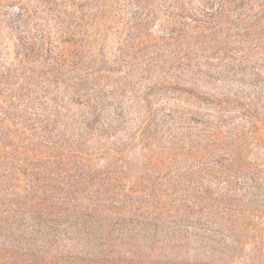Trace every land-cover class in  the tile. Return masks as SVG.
<instances>
[{
  "label": "rangeland",
  "instance_id": "1",
  "mask_svg": "<svg viewBox=\"0 0 264 264\" xmlns=\"http://www.w3.org/2000/svg\"><path fill=\"white\" fill-rule=\"evenodd\" d=\"M0 264H264V0H0Z\"/></svg>",
  "mask_w": 264,
  "mask_h": 264
}]
</instances>
